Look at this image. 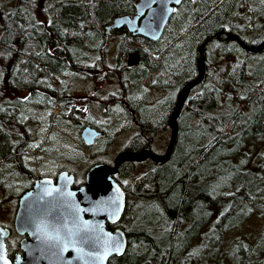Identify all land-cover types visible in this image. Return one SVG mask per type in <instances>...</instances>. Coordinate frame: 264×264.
<instances>
[{
  "label": "trees",
  "instance_id": "trees-1",
  "mask_svg": "<svg viewBox=\"0 0 264 264\" xmlns=\"http://www.w3.org/2000/svg\"><path fill=\"white\" fill-rule=\"evenodd\" d=\"M137 1L14 0L0 8V197L22 194L34 179L68 169V162L83 164L93 157L86 174L95 163L113 161L99 150L78 157L59 154V166L37 174L25 160L36 118H23L18 93L28 92L26 101L38 110L52 113L58 107L66 114L60 123L74 118L81 129L97 128L101 134L89 146L102 136L108 146L115 131L104 130L80 109H65L71 86L59 78L73 71L80 78H113L118 93L99 105L108 102L109 112L120 116L127 106L134 107V121L142 130L130 142L136 146L141 136L169 128L175 93L197 76L203 46L206 74L183 105L169 158L119 168L116 181L126 206L121 219L107 228L125 233L127 249L108 264H264V235L260 243L231 241L228 250L222 245L225 232L255 214L264 216V158L256 165L249 153L264 145V49L249 52L229 39L232 33L249 46L264 41V3L182 0L157 41L126 28L106 32L116 17L133 15ZM112 40L113 68L107 64ZM134 52L139 63L128 67ZM157 71L163 82L156 84L162 93L155 99L145 94L143 83ZM21 180L28 181L26 186Z\"/></svg>",
  "mask_w": 264,
  "mask_h": 264
},
{
  "label": "water",
  "instance_id": "water-1",
  "mask_svg": "<svg viewBox=\"0 0 264 264\" xmlns=\"http://www.w3.org/2000/svg\"><path fill=\"white\" fill-rule=\"evenodd\" d=\"M175 0H138L133 15L116 17L108 26L111 29L126 28L131 34L157 41L173 14V9L181 4ZM246 51L257 53L264 49V41L256 46H249L236 35H229ZM197 76L181 88L167 126L170 136L165 152L154 153L151 150L140 152L122 151L113 158L112 165L96 163L89 167L85 174L86 186L79 190L71 189L74 177L66 172L58 175L56 183L52 179H40L33 188L24 193L19 200L14 218V229L19 235L28 234L30 242L20 249L25 256L16 254L11 260L6 254L5 239L9 229L0 228V264H108L112 256H121L127 249V238L120 228L110 230L107 224L115 225L126 206L124 191L116 182L119 167L124 163H139L148 159L163 163L171 154L177 139V119L190 91L202 82L206 74L204 47L199 48ZM139 63V55L134 52L127 58V66L134 67ZM100 135L96 128L86 125L81 131V138L87 145L94 143ZM119 189V192L116 191ZM48 193H51L50 195ZM120 199L116 205L109 202L115 197ZM118 207V213L114 215ZM87 225V227H86ZM110 234V236H109ZM90 236L97 241V249L103 252L105 242L118 239L120 251H109L105 259H93L86 255L89 247L81 242V237ZM67 245V247H65ZM63 248V251L60 249ZM69 254V255H68Z\"/></svg>",
  "mask_w": 264,
  "mask_h": 264
},
{
  "label": "rangeland",
  "instance_id": "rangeland-1",
  "mask_svg": "<svg viewBox=\"0 0 264 264\" xmlns=\"http://www.w3.org/2000/svg\"><path fill=\"white\" fill-rule=\"evenodd\" d=\"M14 0H0V8L6 9L13 4ZM232 36L234 34L230 33ZM115 41L112 40L109 43L107 53V64L110 67H114L115 59ZM75 77L72 73L66 74L65 77L59 78V81H63L71 86L70 101L65 105V109L69 110L73 107L80 109L85 116H92L100 122V127L107 131H116L121 128V116L114 115L109 112L108 102L102 107L99 102L104 99L107 94L113 90V92L119 91L118 83L113 78H105L103 76H85V78ZM152 78H149L144 89L151 88ZM153 95V92L150 91ZM21 100V112L24 115V119L29 117L36 118V122L31 129V138L26 149V155L28 164L30 166H41L44 169H51L59 166L57 157L59 154L65 156L78 157L82 154L91 155L93 152L103 151V154L107 155V159L113 160L114 156L122 148V141L132 133V129L122 131L121 129L115 132V139L111 141L108 146L105 145V137L102 136L100 141L96 142V146L92 147L86 145L82 139H80L81 127L74 118H69V122L60 123L59 120L63 119L66 114H60L59 108H55L52 113L48 110H38L37 105L26 101L25 97H28V92H22L17 94ZM109 96V95H108ZM164 138L162 137V141ZM160 146V145H159ZM250 153V161L256 165H260L264 158V145L252 148ZM87 158L88 156H84ZM101 159V158H98ZM86 163H65L68 171L77 174L79 178L82 177L83 170L89 163L96 161L93 157L88 159ZM3 192L0 190V194ZM1 198V197H0ZM221 212V210H219ZM213 223V222H212ZM210 223V225L212 224ZM210 225L207 227L209 229ZM206 229V238L208 239L210 233ZM264 216L258 214L253 215L247 221H244L238 228H234L224 233L223 247L228 250L229 243L236 240H245L247 242L260 243L261 236L264 235ZM201 240V238H200Z\"/></svg>",
  "mask_w": 264,
  "mask_h": 264
},
{
  "label": "flooded vegetation",
  "instance_id": "flooded-vegetation-1",
  "mask_svg": "<svg viewBox=\"0 0 264 264\" xmlns=\"http://www.w3.org/2000/svg\"><path fill=\"white\" fill-rule=\"evenodd\" d=\"M72 74L75 77H78V79H80V77L76 75L77 74L76 71H73ZM149 77L152 78L151 88L148 90L145 89V94L152 96L153 98L157 99L160 97L159 95L162 93V91L158 89L156 84L161 85L163 82V79H162V77L159 76V71L153 72L152 74L149 75ZM78 79H76V80H78ZM146 82H147V77L145 78V81L143 83V88L146 86ZM153 88L156 90V92L154 91ZM150 91L153 92V95L150 94ZM117 93L118 92H113V90H112L107 94V96L103 100H107L110 97V95H112V94L115 95ZM170 93H171V89H170ZM179 93H180V90H177L175 93V97H176L175 103L177 101ZM182 110H183V107H182ZM123 112L124 113H122V115H121V122H120L121 128H118L115 132L119 131L120 129L122 131L132 129L133 131L129 136H127L122 141V148L119 150V152L130 151V149H135L138 151L151 150L154 153L163 154L165 152L166 145H167V142L165 141L166 136L167 135L170 136V134H169L170 129L169 128H168L169 130L168 129H161L157 133L148 134L147 137L141 136V139H140L139 143L136 144V146H130V142H131L132 138L134 137V135L141 133L142 130L134 121V118H133V114L135 112L134 107L127 106ZM172 112H173V110H171L170 114ZM170 114H169V116H170ZM129 116H131L132 118L129 119ZM100 134H101V131H100ZM162 136H164V138H165L164 141L160 140V138ZM25 160L27 161L26 157H25ZM27 165H29V164H27ZM31 167H33L37 170V174L41 173L40 171H42V170H46V169H41L42 167H34V166H31ZM65 171L68 174V176L72 175L74 177L72 185H71V189L79 190L81 187L86 186L85 174H82V177L79 178L76 173L74 174L68 170H63V172H65ZM60 173H62V171H60L59 173H57L55 175L54 174H48L49 176L34 179L31 183L30 188L28 190H25L22 194H18V192H17V194L12 193L8 196H6V194H3L1 196V198H0V228H7L10 231L9 236L5 239V246H6L7 255L10 259H13L16 254H20L21 256H25V251L20 249V243L22 241V243L25 246L31 240L28 234L19 235L14 229V218H15V215H16V212L18 209V204H19L18 202L20 200V197L24 193L30 191L33 188L34 183L40 179H44V178L52 179V181L54 183H56L57 177ZM15 182L17 183L18 180H15ZM21 182L23 183V186H26L28 181L27 180H21Z\"/></svg>",
  "mask_w": 264,
  "mask_h": 264
},
{
  "label": "snow or ice",
  "instance_id": "snow-or-ice-1",
  "mask_svg": "<svg viewBox=\"0 0 264 264\" xmlns=\"http://www.w3.org/2000/svg\"><path fill=\"white\" fill-rule=\"evenodd\" d=\"M175 2L177 4L180 3V0H175ZM262 3H264V0H261ZM173 11H175V9H173ZM0 75H2V73H0ZM243 98V97H242ZM25 99H27V97H25ZM125 183H127V181H125ZM117 192H119V189H116ZM49 195L51 193H48ZM120 197L117 196L115 197L112 201H110L109 203L111 205H116L117 202L119 201ZM118 207L116 209V212L114 213L117 214L118 213ZM223 215V213H222ZM87 227V225H86ZM110 236V234H109ZM81 242L86 244L88 247H89V251L86 253L87 256H89L90 258H93V259H99V260H102V259H105L107 257V255L109 254V251H120L121 250V242L116 239V240H111V243L109 244L107 241L105 242V247L103 249V252H100L98 249H97V241H94L90 236L88 235H84L81 237ZM65 247H67V245H65ZM64 249L61 248L60 251H63ZM0 259H3V256H0ZM5 264H7V261H5Z\"/></svg>",
  "mask_w": 264,
  "mask_h": 264
},
{
  "label": "bare ground",
  "instance_id": "bare-ground-1",
  "mask_svg": "<svg viewBox=\"0 0 264 264\" xmlns=\"http://www.w3.org/2000/svg\"><path fill=\"white\" fill-rule=\"evenodd\" d=\"M82 76V75H81Z\"/></svg>",
  "mask_w": 264,
  "mask_h": 264
}]
</instances>
